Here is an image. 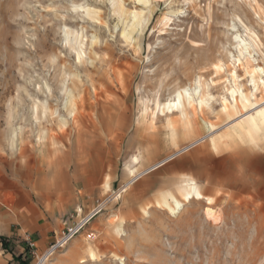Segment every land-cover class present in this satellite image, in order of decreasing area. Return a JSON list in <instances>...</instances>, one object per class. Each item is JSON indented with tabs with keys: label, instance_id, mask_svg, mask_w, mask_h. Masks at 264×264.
Here are the masks:
<instances>
[{
	"label": "rangeland",
	"instance_id": "374dc122",
	"mask_svg": "<svg viewBox=\"0 0 264 264\" xmlns=\"http://www.w3.org/2000/svg\"><path fill=\"white\" fill-rule=\"evenodd\" d=\"M261 69L264 0H0V264H264Z\"/></svg>",
	"mask_w": 264,
	"mask_h": 264
},
{
	"label": "built area",
	"instance_id": "2783aa9c",
	"mask_svg": "<svg viewBox=\"0 0 264 264\" xmlns=\"http://www.w3.org/2000/svg\"><path fill=\"white\" fill-rule=\"evenodd\" d=\"M93 213H95V212H93ZM94 217L90 218V220L93 219ZM87 218L80 220L76 223H73L72 225L68 226L67 228H64L62 230L61 234L58 235V238L54 241V243L51 244L48 247V249H46L42 253V255L37 260L36 264H45L47 262V260H49L56 253H58V251L64 249L65 246L73 240V238H75L76 236H78L82 232H84L83 229L85 228V226L87 224ZM85 238L87 241H92L95 239V235L93 232H89V233H87Z\"/></svg>",
	"mask_w": 264,
	"mask_h": 264
},
{
	"label": "bare ground",
	"instance_id": "6f19581e",
	"mask_svg": "<svg viewBox=\"0 0 264 264\" xmlns=\"http://www.w3.org/2000/svg\"><path fill=\"white\" fill-rule=\"evenodd\" d=\"M147 1H160V2H161V1H168V0H147ZM201 88H202V86L199 84V86H198V90H202ZM200 95H201V91H200ZM201 98H202V95H201ZM186 197H188L189 199H192L190 193H187V196H186ZM205 215H206L207 218H209V219L216 220V213H215L214 210H212V209H210V208H206V209H205ZM87 220H88V218H87Z\"/></svg>",
	"mask_w": 264,
	"mask_h": 264
},
{
	"label": "trees",
	"instance_id": "16d2710c",
	"mask_svg": "<svg viewBox=\"0 0 264 264\" xmlns=\"http://www.w3.org/2000/svg\"><path fill=\"white\" fill-rule=\"evenodd\" d=\"M0 240L4 241V240H6V239H5V238H3V237H0Z\"/></svg>",
	"mask_w": 264,
	"mask_h": 264
},
{
	"label": "snow or ice",
	"instance_id": "6c2138e0",
	"mask_svg": "<svg viewBox=\"0 0 264 264\" xmlns=\"http://www.w3.org/2000/svg\"><path fill=\"white\" fill-rule=\"evenodd\" d=\"M262 72H264V69H261ZM262 107H264V105H262Z\"/></svg>",
	"mask_w": 264,
	"mask_h": 264
}]
</instances>
